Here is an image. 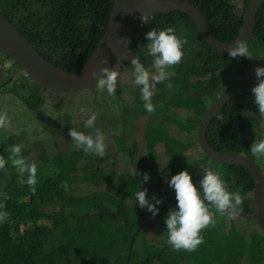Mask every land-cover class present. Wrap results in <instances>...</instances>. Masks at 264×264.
I'll return each instance as SVG.
<instances>
[{
  "label": "trees",
  "instance_id": "1",
  "mask_svg": "<svg viewBox=\"0 0 264 264\" xmlns=\"http://www.w3.org/2000/svg\"><path fill=\"white\" fill-rule=\"evenodd\" d=\"M182 1L193 4L201 12L219 42L229 44L238 37L243 13L237 12L234 0ZM248 2L242 0V11ZM111 7L112 0H0L1 14L44 59L69 74L78 73L97 48ZM168 27L174 28L175 34L181 39L186 38L188 43L183 46L181 63L169 69L176 75L156 85L152 96L154 113L145 110L141 86L134 91V82L122 96L117 87L115 97L105 90L101 96L102 105L97 108L105 113L108 109L103 105L118 108V115L117 111L110 110V121L115 125L119 122L122 131L114 137L110 150L105 148L103 156L86 154L75 145L70 152H59L58 141L63 138L62 133L52 141L57 150L54 156H49L46 149L38 145L23 144L22 156L26 161L36 163V158L38 161L35 194L27 183L19 182L20 174L10 161L0 169V212L7 213L0 220V264H264V235L259 229L245 233L234 220H228L227 216L218 215L214 210V225L201 231L204 241L195 251L173 250L167 243L163 220L167 205L155 192L144 187L142 179V174L148 173L149 186L160 188L163 184L161 193L176 202L174 190L168 187L167 181L202 162L186 152L195 143L188 134L192 137L195 134L207 100L213 101L217 93L224 92L243 77L244 67H264V2L256 14L253 35L248 43V60L244 57L230 59L210 48L182 12L146 17L122 59L131 61L139 56L145 68L154 72L152 57L144 54L143 47L148 43L145 33L153 28L163 30ZM24 76L21 68L0 52V86L16 77L17 85L27 88L28 84L22 83ZM169 83L171 89L167 87ZM35 85L36 95L34 92L22 100L31 111L44 103L42 93L39 94L42 88ZM255 85L225 105L219 116L211 121L206 137L212 148L243 154L264 170V158L257 160L248 149L254 140L264 139L261 136L264 117L260 116L250 91ZM127 91H131L130 96ZM4 93H11L14 99L20 98L17 91L4 89ZM34 97L36 102L32 103ZM133 97L136 103H127ZM6 98L7 102L10 97ZM250 110L256 113L250 116ZM89 114L85 115L86 119ZM144 116L148 122L143 131V149L139 151L133 137L137 121ZM97 122L98 115L95 127L84 132L94 134L100 126ZM72 127L81 130L79 124L67 129ZM171 128L186 132V135L171 137ZM228 133L230 136L225 139ZM15 144H21L19 137L0 133V156L6 161L10 147ZM158 145L164 148L163 157L155 153ZM116 152L122 153L119 159ZM202 158L205 159L203 155ZM115 161L125 164L123 172L115 170ZM104 163L106 167H102ZM215 169L230 192L240 191L244 198L242 212L250 213L252 200L247 194L253 189V181L248 172L238 166L218 164ZM202 176L200 169L194 172L197 186ZM144 189L148 190V199L155 194L162 202L157 205L159 212L155 216L162 226V236L147 240L143 227L128 253L131 238L142 221L135 193ZM244 224L254 225V222L246 220Z\"/></svg>",
  "mask_w": 264,
  "mask_h": 264
},
{
  "label": "clouds",
  "instance_id": "2",
  "mask_svg": "<svg viewBox=\"0 0 264 264\" xmlns=\"http://www.w3.org/2000/svg\"><path fill=\"white\" fill-rule=\"evenodd\" d=\"M235 1L236 0H234L233 3H235ZM242 8H243V5H242ZM245 10L246 8L244 9V11H241V13L244 14ZM243 14H242V18H243ZM145 38L147 39L148 43L146 46L143 47L145 49L144 54L146 56L152 57V68L155 71L150 72L149 70H147L144 64L141 63L140 57L136 56L131 59V65L133 68V71L131 72V76L133 77L134 84L137 86H141L140 94H141V99L144 102L145 110L149 114H152L155 112V106L152 103V96L154 94L156 85L163 83L165 81H168L176 75L174 71H169V69L181 63L183 55H184L182 49H183V46L188 43V41L186 38L185 39L179 38L175 34V29L172 27H168L163 30L153 28L147 33H145ZM122 41L124 43V48L127 49L131 42L127 39H124ZM227 55L230 59L244 57L248 60L249 50H248L247 42H245L244 40L235 41L234 46L227 48ZM100 64L107 65L108 58L105 57L101 59ZM244 68H246L250 72V68H251L250 66L244 67ZM251 71L254 72V75L258 80V83L254 87H252L250 90L252 97H253V102L256 105L260 116L264 117V79H261V78H264V67H255ZM119 75L120 73L115 70V67L113 69H110L108 67H101L99 69V73L93 71L91 73V78L93 80H96V85H95L96 87L93 89H98L101 92L106 90L109 96L115 97L114 93L117 87V79ZM25 77L27 76L25 75ZM241 78L237 79L234 83H236ZM30 81L32 83H35L31 79ZM11 82L7 83L5 86H8ZM167 87L171 89L172 87L171 83H169ZM118 90H119V94L122 96L125 90H122V91L120 89ZM15 91L16 89L13 90V92ZM42 91H45L46 93L51 92L49 90H45L44 88H42ZM224 92H221L220 94L216 95V99L220 95H222ZM77 93H81V92H77ZM2 94L4 95V93ZM60 95H64V94H60ZM66 95H72V94H66ZM26 96H29V95H26ZM23 99L24 98H22L21 100ZM216 99H214L213 101L207 100L208 101L207 107L212 102H214ZM26 108L28 109L27 106ZM82 111H87V109H82ZM220 111L214 116V118L219 116ZM253 113L255 114L256 112L254 110H250L248 112L250 116L254 115ZM143 118L146 119V121L143 125L142 133L144 131V127L146 126L148 122L147 117L144 116L141 119ZM96 119H97V114L94 112L90 113L89 118L84 121V125H80L81 130L77 131L75 128L72 127L69 129L68 135L71 137V140L74 143V145L82 149L84 153L103 156L105 154V144H104V135L102 131L99 128H96L94 134H86L84 132V130L86 131L87 129H93L95 127ZM11 127H12V123H11V120L7 112H0V129H8ZM196 131H197V128L195 130V134L193 135V137L191 134H188V136H190L193 139L192 141H194L195 143L192 146V148L186 152V154L191 155L195 159H199L200 161L202 160V162L196 165L207 166V167L199 168L203 175L202 179L199 180V186H197V183L195 182L193 178L194 172L199 169L194 170L191 173V176L189 175V171L194 166H196L194 165L189 169V171H186V170L181 171L178 174L171 176L170 180L167 181L168 187L174 190L176 202L174 201V199H172L171 201L167 197V195L161 193L163 184L161 188H156L154 186L151 187V188L158 189L160 192V195H164L166 198L165 201L161 199L160 200L163 201L165 205H167V209L164 210L165 212H164V218H163L164 223L166 224L167 243L172 246L173 250H183V251H188V252L195 251L198 248V246L203 243L204 234H202L201 231L203 229L208 228L209 226L214 225V222H215L214 212L219 213L222 216H227V219L231 221L233 220L238 221V219L244 222L246 221V219L238 218L240 212L243 211V199H244L243 196L241 195L239 190L235 192H230L228 190V185L221 178L220 173L216 172V169H215L217 164L223 165V166H233V165L219 164L217 162H214L208 159L200 150L198 139L196 136ZM176 132H177L176 130L171 128L170 136L171 137L172 135L175 136ZM183 133L186 135V132H183ZM228 136H230V133L226 134L225 139H227ZM261 136L262 138H264V133H261ZM206 142L208 143L207 137H206ZM208 145L210 146L209 143ZM158 146H161L163 148L162 145H158ZM24 147L25 146L23 144L12 145L9 149L10 155L8 156L7 161L5 160L3 156H0V169H4L6 163L10 161L11 166L14 169H16L18 173L20 174L19 182H21L22 184L27 183L30 186V191L33 194H35L36 192L35 185L37 184V179H36L37 165L35 162L31 163V162L26 161V159L22 156V151ZM248 149L250 150L249 152L251 153V155L255 157L257 160L264 158V139L254 140L253 143L250 146H248ZM214 150L219 153L237 155V154H233L229 152H221L216 149ZM59 152L67 153V152H70V150L61 151L59 149ZM162 152L164 153V148ZM202 155L205 157V159L202 158ZM241 156L247 158L243 154ZM254 164L259 168V170L261 171L264 177V170H261L260 167L256 163ZM25 173L28 176L27 181H26ZM142 179L144 183L149 182L150 180L149 174L143 173ZM192 181L194 182L195 185L193 184ZM253 186H254V183H253ZM148 187L150 186H145V188H148ZM201 191H202V196H201ZM251 193H248L247 196L251 197ZM160 200L155 196V194L151 196V199H148L147 189L140 190L135 193V202H138L139 207L141 209H144L145 218H144L143 227L145 228L150 224V222L155 221L159 229V233H161L160 228L162 226L159 225V222H158L159 219H157L155 216L159 212L157 205L162 203ZM6 216H7L6 212H0V220L4 219ZM228 226L229 225H227V227ZM255 227L258 228L256 225ZM259 231L261 232L260 229ZM159 236H162V234Z\"/></svg>",
  "mask_w": 264,
  "mask_h": 264
},
{
  "label": "water",
  "instance_id": "3",
  "mask_svg": "<svg viewBox=\"0 0 264 264\" xmlns=\"http://www.w3.org/2000/svg\"><path fill=\"white\" fill-rule=\"evenodd\" d=\"M264 0H250L242 18V26L237 40L249 43L254 27L255 18L260 4ZM182 12L188 16L200 37L206 41L213 50L227 55V48L234 46L235 41L229 44L219 42L211 32L207 21L201 12L191 3L182 0H112L110 16L97 48L86 64L77 74L66 73L46 61L35 48L20 34V32L0 12V52L11 58L37 85L45 90L59 94H74L89 91L95 88L96 80L91 78L93 71L99 73L101 67L113 69L127 52L122 40L130 42L146 17ZM107 57L108 64H100V60ZM244 76L228 88L206 109L197 126L196 136L202 153L210 160L224 165H233L244 168L253 180L254 186L251 193L252 210L250 213L240 212L238 218L253 221L264 234V177L259 168L249 159L241 155L219 153L212 149L206 142V131L214 116L233 98L252 85L258 83L254 72L243 69ZM264 79V78H261ZM202 165L194 166L191 173ZM193 182V181H192ZM194 184V182H193ZM195 185V184H194ZM156 193L159 199L165 201V196L160 195L156 188L148 187ZM142 221L134 232L129 245L132 250L135 237L144 225V209ZM129 260V256L127 258ZM128 264V263H127Z\"/></svg>",
  "mask_w": 264,
  "mask_h": 264
},
{
  "label": "rangeland",
  "instance_id": "4",
  "mask_svg": "<svg viewBox=\"0 0 264 264\" xmlns=\"http://www.w3.org/2000/svg\"><path fill=\"white\" fill-rule=\"evenodd\" d=\"M234 4L236 6V10L241 13L242 0H236ZM116 66L115 70L120 73L117 79V88L122 91L126 87V91V89H130L128 87L130 83H133V77L131 76V72L133 71L131 61L129 59L123 58ZM122 66L125 67L124 70L121 69ZM251 70H253V68H250V71ZM131 80L132 82H130ZM18 82V79L14 77L12 78V82L8 86L0 87V112H7L12 123L11 128L0 129V133L15 135L19 137V141L21 142V144H31L34 147L38 145L42 148H45L49 156H54L56 154V149L53 146L52 141L55 137L59 136V134L62 133L64 134L62 136L63 138L58 141L59 149L61 151H69L74 146V143L72 142L71 137L68 135L69 129H67V127H71L74 124L84 125V121L86 120L85 115L87 113L93 112L96 113L99 117L100 126L97 128H99L100 130L102 128V130L105 131L103 132L101 130L104 135V144L106 149L108 148V150H110V146L114 141V137H116L119 132L122 131L119 122L115 125V122L110 121L112 120L110 116V110L117 111L118 115V108H113L112 106L107 107L103 105L104 108L108 109V112L106 113L100 111V108H97L98 105H102L101 96L103 94L98 89L75 93L72 95H60L54 92L46 93L45 91H41L39 94L42 93L44 103H42L41 106H39L40 108H37L36 111H30L26 108V105L22 102L21 99L26 95H32L34 92L36 95V85L32 83L27 77L22 80V83L24 85L28 84L27 88L26 86H17ZM132 86L134 87V91H136L137 85L133 84ZM4 89H9L10 92L16 89L17 93L20 94V98H12V94H5ZM130 92L131 91L126 92L127 96H130ZM2 93H4V95L6 96H4ZM6 97H10L8 98L7 102ZM31 102H36L35 97L31 99ZM127 103H136L134 97L131 99V102ZM133 108L134 110L138 109L137 105H134ZM82 109H87V111H82ZM104 118L106 119L104 120ZM145 121L146 119L144 118L137 121L136 130L133 137L138 144L139 151H142L143 149L142 130ZM99 122H97V124H99ZM127 123H125V125H127ZM176 134L180 137L185 136L183 132H176ZM130 144L131 142L129 143V145ZM162 151L163 148L161 146L155 147V153H159V155L163 157ZM116 155H118V152H116ZM120 156L121 155H119L117 159H119ZM36 165L38 166L37 158ZM106 166V163L102 165V167ZM125 167L126 166L124 163L115 161V170L118 173L123 172V168ZM245 222L239 219L238 221L235 220V224L238 227L242 228V231H244L245 233H250L258 230L255 225L246 226L244 224ZM143 230L145 232V238L147 240L151 239L152 237L159 238L158 236L161 235L155 221L150 222V224Z\"/></svg>",
  "mask_w": 264,
  "mask_h": 264
},
{
  "label": "flooded vegetation",
  "instance_id": "5",
  "mask_svg": "<svg viewBox=\"0 0 264 264\" xmlns=\"http://www.w3.org/2000/svg\"><path fill=\"white\" fill-rule=\"evenodd\" d=\"M250 72H252V71H250ZM221 93V92H220ZM220 93H217L216 95H218V94H220ZM126 148L125 147H123V150H125ZM118 155H122V153L121 152H118ZM162 185V184H161ZM145 186H149V184L148 183H145ZM144 186V187H145ZM161 188V187H160Z\"/></svg>",
  "mask_w": 264,
  "mask_h": 264
}]
</instances>
